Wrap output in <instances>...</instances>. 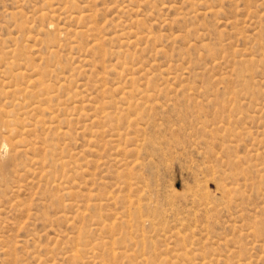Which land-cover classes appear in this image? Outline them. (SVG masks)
<instances>
[{
	"label": "rangeland",
	"instance_id": "1",
	"mask_svg": "<svg viewBox=\"0 0 264 264\" xmlns=\"http://www.w3.org/2000/svg\"><path fill=\"white\" fill-rule=\"evenodd\" d=\"M129 1L0 0L55 96L0 115V264H264V0Z\"/></svg>",
	"mask_w": 264,
	"mask_h": 264
},
{
	"label": "bare ground",
	"instance_id": "2",
	"mask_svg": "<svg viewBox=\"0 0 264 264\" xmlns=\"http://www.w3.org/2000/svg\"><path fill=\"white\" fill-rule=\"evenodd\" d=\"M131 2V0L129 1ZM47 4V3H46ZM47 9L48 12H50L48 14V12H36V14L38 15L37 18L40 19L41 21H43L45 18H47V16L49 15V19H51V21H53L54 19H60L61 17L66 18L67 20L70 19H75L80 20V18L74 17V15L71 13L72 11V5L69 1H67L65 3V7L62 9H53L52 6L50 4H47ZM35 14V13H34ZM33 15V14H32ZM82 15V14H81ZM83 16V15H82ZM33 18V17H32ZM82 18V17H81ZM49 21L46 28L47 30H50L52 28V22ZM28 23V22H27ZM12 27V26H11ZM18 30L17 32H22L23 37H25L24 35V30L27 31V29H29L28 27H25V25L23 23H19L17 24ZM27 28V29H26ZM54 29V28H53ZM83 29V27H82ZM28 33V31L26 32ZM16 34V33H15ZM73 34V33H72ZM78 34V33H77ZM20 35V34H19ZM118 37V36H117ZM107 39V38H106ZM128 42V41H127ZM50 44H56V38L54 39H50L49 40ZM128 44H134V42H129ZM127 44V45H128ZM97 45V44H96ZM53 48V47H52ZM93 48V47H92ZM60 49V48H59ZM95 49V48H94ZM26 50L24 45H17L15 44L10 50H8L5 55L9 56V61H4L2 57H0V63L3 62V71H0V74L6 76V80L7 83L2 84L1 88L2 91H0V95L4 94L6 99L10 100V110H0V115L6 118V123L8 125H10L12 128L15 127L16 125H20L22 124L20 121V117L19 116H23L24 120H26V117H30L32 115H42L44 116V114L46 113L45 109L41 108L40 106V102L41 100H45L48 99L50 101H52L54 99V90H52L49 87L45 86L44 81L42 80L43 78L47 77L49 75V71L48 69H45V71L43 73H41V78H37L35 80H33L31 83L28 82L27 85H25L23 88H21L20 86H18L19 81H24L26 80V72H28V65H29V59L28 56H26ZM48 58L49 59H54L55 58V52L51 49H49L48 51ZM12 59V60H11ZM51 60V61H52ZM17 61H23V66H17L15 63ZM45 61V60H44ZM84 62V61H83ZM132 68V67H131ZM33 71V70H32ZM35 76V75H34ZM48 82V81H47ZM67 80L65 78H62L60 86L63 85L64 83H66ZM23 86V85H22ZM57 93V92H56ZM131 93V92H130ZM131 95V94H130ZM39 99V102H34L32 104H30L29 100L30 99ZM29 102H28V101ZM44 103H42L41 105H43ZM121 104V103H120ZM7 107V106H6ZM74 109V108H73ZM76 110V107L75 109ZM79 111V110H78ZM46 116V115H45ZM48 116V115H47ZM71 116V114L69 115ZM27 117V118H28ZM60 117V116H59ZM88 118V117H87ZM36 119V117H35ZM50 122L48 123V125L46 126L47 129L50 130H54L55 132L62 130V127L60 126V122L55 120V118L52 116L50 117ZM72 120L71 117H69V119L67 121ZM91 121V119H88ZM64 121V120H63ZM96 122V121H95ZM94 122H92L93 124ZM34 125H40V126H45L46 124L44 123V121H40V119L37 118L36 122ZM33 127V126H32ZM98 127V126H97ZM21 131H25V133L28 135L31 133V129H27L26 126L20 127ZM8 130V129H6ZM36 131V130H35ZM13 132V131H12ZM13 134V133H12ZM15 134V132H14ZM60 134V133H59ZM62 134H65V132H62ZM14 136V135H13ZM12 136V138H13ZM64 136V135H63ZM67 136V135H66ZM111 136V135H110ZM117 137V135H116ZM137 137V136H136ZM17 138V137H16ZM128 138V137H127ZM20 139V138H19ZM126 140V139H125ZM142 142V140H141ZM144 142V139H143ZM136 143V141H135ZM5 146H9L10 147V143L8 142V140L6 139H2L0 141V147H5ZM28 146V145H27ZM32 146V145H31ZM140 149V148H139ZM18 151V150H17ZM137 152V151H136ZM16 154V153H15ZM22 154V153H21ZM53 154V153H52ZM50 156V154H49ZM63 156V155H62ZM145 156V155H144ZM143 157V156H142ZM32 158V157H31ZM127 158V157H126ZM134 158V157H133ZM152 158V157H151ZM132 159V158H131ZM138 159V158H137ZM146 160V159H145ZM55 161V160H54ZM141 161V160H140ZM141 163V162H140ZM29 166V165H28ZM6 168V167H5ZM126 168V167H125ZM18 170V169H17ZM19 171V170H18ZM1 173V172H0ZM3 179H4V173L2 172L0 174ZM8 175V174H7ZM5 180V179H4ZM131 186V185H130ZM129 186V187H130ZM121 219V218H120ZM54 255V254H53ZM74 258L78 259V256H74Z\"/></svg>",
	"mask_w": 264,
	"mask_h": 264
}]
</instances>
